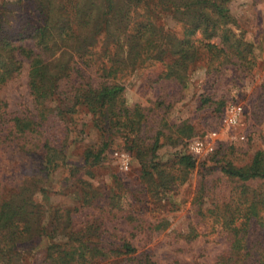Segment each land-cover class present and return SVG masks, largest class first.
<instances>
[{"label":"rangeland","instance_id":"obj_1","mask_svg":"<svg viewBox=\"0 0 264 264\" xmlns=\"http://www.w3.org/2000/svg\"><path fill=\"white\" fill-rule=\"evenodd\" d=\"M198 1L0 0V264H264V0Z\"/></svg>","mask_w":264,"mask_h":264},{"label":"trees","instance_id":"obj_2","mask_svg":"<svg viewBox=\"0 0 264 264\" xmlns=\"http://www.w3.org/2000/svg\"><path fill=\"white\" fill-rule=\"evenodd\" d=\"M227 1L228 0H223V3H226ZM202 2H204V0ZM202 2L198 1V3H202ZM149 35H152V33H150ZM184 58L185 57L183 56V59ZM147 59L152 60L154 58H153V56L151 54H147V56L142 59V62L146 61ZM190 61L187 60V62L184 63L183 70L187 69L188 64H189ZM174 63H177V62H174ZM42 64L43 63H41L39 61V64L33 66V68L31 69V72H30V89H31V91L33 93L38 94V95L43 96V97H47L49 95L58 94L56 77L54 78L53 82L49 86H44V84L42 83V80L40 78H43L45 76L44 70L46 68V65L43 66ZM37 76H38V78H37ZM100 88H101L100 90H98L97 87L95 89H93L94 93L92 95L94 96V98H97L99 101H101L100 102L101 104H103L106 101H108V100H105L104 98H105L106 95H108L109 92H112V96L114 97L117 94V92L120 90V87H118V85H114L113 88L111 90H109L108 92H106V86H103V87H100ZM180 155H181L180 156L181 160L190 161L192 159V155H190L188 153H182ZM226 171H228L229 174L238 176V177H240L242 179H246L248 174H249V173H244V172H242L240 170H234V169H229V170H226ZM260 223L264 224V222H260ZM126 248L128 250L130 249L128 246Z\"/></svg>","mask_w":264,"mask_h":264},{"label":"built area","instance_id":"obj_3","mask_svg":"<svg viewBox=\"0 0 264 264\" xmlns=\"http://www.w3.org/2000/svg\"><path fill=\"white\" fill-rule=\"evenodd\" d=\"M243 115V106L241 103L232 101L225 107V122L230 126H236L239 124ZM216 133H212L215 135ZM207 145V141L201 138L192 139L189 141L187 151L191 154L201 153ZM113 156L117 160L119 167L122 170H127L130 164V156L126 151L119 150L113 153Z\"/></svg>","mask_w":264,"mask_h":264}]
</instances>
